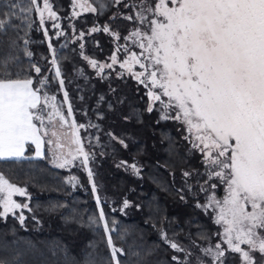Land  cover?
I'll return each mask as SVG.
<instances>
[{
    "label": "snow or ice",
    "instance_id": "obj_1",
    "mask_svg": "<svg viewBox=\"0 0 264 264\" xmlns=\"http://www.w3.org/2000/svg\"><path fill=\"white\" fill-rule=\"evenodd\" d=\"M95 3L97 6L93 7L87 0H72L71 15L79 16L77 7L96 13L110 5H123L132 14L117 11L110 19L122 17L135 22L136 27L124 37L108 24L89 29L88 34L103 31L117 42L108 58L110 63H99L85 56L83 43H80V55L92 68L99 69L98 75L119 64L124 71L117 73L118 77L123 78L126 71L145 88L146 111L153 112L159 104L160 120L179 121L186 133L184 140L202 156L207 179L199 188L206 194V201L197 202L196 207L205 212L211 209L215 213L213 222L222 231L216 233L219 240L215 245L210 243L207 233H201L200 239L209 243L200 248L202 256L195 257L192 251L161 231V239L174 251L184 254L183 260L178 256L171 259L177 264H193L194 258L195 264H205L204 258H210L211 264H225V254L231 252L239 254L241 264H264V0H95ZM7 7L8 11L0 12V35H6L9 28L17 35L8 40L7 53L0 55V160L46 158L45 145L49 146L50 162L58 168L73 165L80 159L98 209L96 216L89 217L88 224L97 230L102 227L111 264H121L119 257L126 255L125 250L114 244L111 235L117 221H111L110 227L95 174L89 166L95 154L85 151L78 135V129L85 125H77L68 92L64 90L61 60L67 58L58 55L45 26L47 18L56 30L55 36H65L61 25L56 23L60 17L52 0H8ZM33 12L39 20L38 30L47 41L51 58L44 59L51 65L48 70L54 72L51 79L63 91L61 102L50 94V78L42 74V68L35 63H30L27 70L20 67V57L15 54L20 48L18 41H22L23 55L29 60L34 55L28 47L29 32L36 23L31 18ZM13 19L19 20V24L13 26ZM84 36L81 31L77 39ZM121 39L131 40L140 51L131 50L126 43L119 44ZM122 52L125 58L120 60L118 54ZM133 65H138L140 71H135ZM80 73L83 75L82 70ZM108 107L111 109L112 104ZM65 125L71 130L67 153L63 152L62 142V138L68 139V133L63 132ZM119 143L127 147L124 140ZM29 144L35 146L33 156L26 155ZM72 144L76 145L74 150ZM123 164L126 162L122 161ZM130 167L139 174L135 163ZM192 174L183 172L186 178ZM67 182L76 187L79 179L71 176ZM219 185L224 188L222 198L216 195ZM14 194L27 193L0 173V218L10 213L15 216L18 209L31 211L28 204L17 203L12 198ZM129 206L130 202L124 199L119 211ZM17 219L23 226L26 219L23 211ZM193 246H197L194 241ZM134 255L139 257L138 252ZM84 264H97V261L89 254ZM138 264L143 261L138 259Z\"/></svg>",
    "mask_w": 264,
    "mask_h": 264
},
{
    "label": "trees",
    "instance_id": "obj_2",
    "mask_svg": "<svg viewBox=\"0 0 264 264\" xmlns=\"http://www.w3.org/2000/svg\"><path fill=\"white\" fill-rule=\"evenodd\" d=\"M89 2L97 6L95 0ZM52 3L66 35L57 38L50 32L49 36L58 55L67 58L61 60V67L75 119L98 125L87 129L91 144L98 145L97 150L103 156L97 166L98 185L114 203L120 204L124 199L132 202L126 213L113 212L107 203L103 204L110 227L111 221H117L111 235L114 244L125 250L126 255L119 257L121 264H138V259L143 264H177L171 259L175 256L174 250L159 237V232H166L170 239L180 244L187 241V233L191 240L203 243L209 242L200 239L201 233L210 236V243L216 240L217 228L210 218L196 208L190 197L185 202L181 199L183 172L200 171V156L189 150L177 121L160 120L158 104L153 112L146 111V90L132 76L116 77L112 70L95 76L80 55V44L71 41V25L79 31L108 24L124 37L136 23L110 17L117 11L125 15L132 11L124 9L123 5H110L104 11L98 9L96 13H85L71 20L70 0H52ZM7 5L8 0H0V12L8 11ZM31 18L36 23L29 32L31 43L28 47L34 55L30 60L23 55L22 41H18L20 48L15 54L20 57V67L27 70L30 63H35L42 68V74L50 78L49 92L52 93L57 84L51 79L54 72L48 70L51 65L44 59L51 58L47 41L38 30L40 25L35 12ZM12 24L18 25L19 20L13 19ZM16 35L12 28L7 29L6 35H0L3 40L0 55L7 53V42ZM20 35L23 36V31ZM118 43H126L131 50L137 49L130 40L121 39ZM83 44V53L95 60L107 59L117 46V42L103 31L86 34ZM118 55L120 60L125 58L123 52ZM100 97L104 99L101 101ZM121 100L123 103L119 102ZM116 138L124 140L127 147ZM45 156L0 160V173L9 182L26 188L27 204L31 209L26 210L23 226L15 216L0 218V261L4 264H84L90 254L97 264H111L102 227L97 230L88 224L89 217L96 216L98 209L87 179L83 177L79 186L72 187L67 182V172L53 167L47 153ZM122 161L135 163L139 174L129 176L113 166ZM137 252L139 257L134 255ZM224 260L225 264H237V254L228 252Z\"/></svg>",
    "mask_w": 264,
    "mask_h": 264
},
{
    "label": "rangeland",
    "instance_id": "obj_3",
    "mask_svg": "<svg viewBox=\"0 0 264 264\" xmlns=\"http://www.w3.org/2000/svg\"><path fill=\"white\" fill-rule=\"evenodd\" d=\"M70 1H71V4H70V11H71V13H72V11H73V9H72V0H70ZM87 2L90 4L89 0H87ZM169 6H171V5H169ZM75 11L78 12V13H80L79 15H82V14H85V13H89V12H85V11H83V10H82L81 8H79V7H77V8L75 9ZM71 13H70L71 20L74 19V18H76V17H78V16H72ZM56 23H59V24L61 25V29H62L61 19L57 20ZM51 24H52V21H49V20H47V18H46V24H45V26L49 28V33H50V32H53V34H54L56 30H54V29L51 28ZM71 27H72V30H71V36H72L71 41H73V42H77L78 44L83 43V39H82V40H79V39H77V37L79 36V33H80L81 31H83V32L85 33V35H86V34L89 33V30L73 31V26L71 25ZM62 30H63V29H62ZM54 35H55V34H54ZM130 42H132V41L130 40ZM133 51H137V52H139L140 50L137 48V49H134ZM84 55L87 56V57H89V56L86 55V54H84ZM109 57H110V56H108L107 59H104V60H96V61L99 62V63H110L111 61L108 59ZM82 58H83V57H82ZM89 58H90V57H89ZM90 59H92V58H90ZM83 60L85 61L87 67H88L91 71L94 72V75H95V76H100V75L102 74V73H100V74L98 75L99 69H98V68H96V69L92 68L91 65L88 63L87 60H85V59H83ZM94 60H95V59H94ZM133 69H134L135 71H140L138 65H133ZM106 70H112V71L114 72V74H115L116 77H118V76H117V73L124 71L123 69H121V68L119 67V64L114 65V67H113L112 69H105L104 71H106ZM124 75H130V74L127 73V72L125 71ZM130 76H131V75H130ZM133 79H134V78H133ZM134 80H135V79H134ZM135 81H136V80H135ZM54 82L57 84V87H56V89H54V90L52 91V93H50V94H54V95H56V97H57V102H61V101H63V91H60V90H59V85H58V83L56 82V80H54ZM136 82H137V81H136ZM64 90H66L65 86H64ZM57 94H59L60 96H58ZM69 102H70V100H69ZM70 103H71V102H70ZM66 108H67V104H64L63 109L65 110V115H67V113H66ZM157 109L159 110V104H158V106H157ZM49 110H50V108H49ZM173 114H174V113H173ZM73 115H74V113H73ZM74 118H75V115H74ZM71 119H72V118L69 117V121H71ZM75 121H76L77 125H80V124L85 125V128L78 129V135H79L81 141H82L83 144H84L85 151H88V152H90V153H94V154H95V155L92 157L89 166L92 168V170H93V172H94V174H95V181H96V183H97V185H98V181H97V179H96V178H97V174H98L97 166H99V164H101V158H103V156H102V154L100 153V151L97 150L98 145L93 146V145L91 144V134H90L89 132H87V129H89L88 124L83 123V122H82V123H81V122H77L76 119H75ZM177 122L180 124V129H181V132H182V137H184V135L186 134V133H185V130H184V127H183V125H182L179 121H177ZM63 132L68 133V139H63V138H62V142L65 144V147H64V149H63V152L67 153V152L69 151V140L71 139V130L69 129L68 125H65V126H64ZM183 139H184V138H183ZM116 140L119 142L120 139L116 138ZM185 143L187 144V146H188V148H189V150H190L191 152H193V153H197V154L200 156V161H201V160H202V156H201V154H200L198 151H196V150H194V149H191V145L188 143V141L185 140ZM75 147H76V145H74V144L71 145V148H72L73 150L75 149ZM48 148H49L48 145H45V146H44L45 153H47V155H48V159H49V162H50L51 154L48 152ZM34 150H35V146L29 144V146H28V150H27V152H26V155H27V156H33V155H34ZM50 164H51L53 167H56V166H54V164H52L51 162H50ZM131 164H133V163H131V162H126V164L121 165V162H115V163L113 164V166L117 167L119 170H121V171H123V172H126L129 176L137 175V174L134 172V170L130 167ZM118 165H120V166H118ZM56 168H58V167H56ZM58 169L65 170V171L67 172V174H68L67 181H68V178L71 177V176H75V177H77V178L79 179V184H78L77 186L80 185V183H81L83 177H85V178L87 179V182H88V184H89V181H88V178H87V172H86V170H85L82 166H80V159H77V160L73 163V165H70V166L65 167V168H58ZM204 171H205V169H204V165L202 164V167H201V170H200V171L192 172L193 174H192L190 177H187V178L183 176V178H182V180H181V182H182V188H181L182 195H181V196H183V199H182L183 202H185V201L187 200V197H190L191 199H193V202H194V205H195V206H196L197 202H199V203H201V204L205 203V201H206V194L203 193V192H201V191H200V188H199V185H200V184H203V183H204V180L207 179V177L204 175ZM197 173H199L200 175H197ZM213 182L216 183L215 180H214ZM10 183H11V182H10ZM69 184H70V183H69ZM15 185H16V184H15ZM70 185L72 186V184H70ZM188 185H191V186H192L191 189L188 188ZM17 186H18V187H21V188H25L24 186H20V185H17ZM89 186H90V188H91V185H90V184H89ZM72 187H73V186H72ZM25 189H26V188H25ZM100 189L103 191L102 187H100V186L98 185V195L101 197V200H102V202H103V203H102V206H103L104 203H107V204L110 206L111 210H112V209H116V210L119 211V209L122 207V203H123V201H121L120 204H118V203H114V199L109 200L108 198H106L108 195H106V193H105L104 191L101 192ZM220 189H221V191H219ZM91 191H92V190H91ZM26 193H27V190H26ZM209 194H210V193H209ZM224 194H225V193H224V188H223V186H222V185H219L218 188L216 189V195H217V197L220 196V198H222V197L224 196ZM218 195H219V196H218ZM93 197H94V194H93ZM12 198H13L14 200H16L17 203H20V204H25V203H26V204H27L28 199H29V195H28V193H27L25 196H20L19 194H14ZM94 199H95V198H94ZM129 202H130V206H132V202H131V201H129ZM130 206H129V207H130ZM129 207L126 208V209H124L123 212H121V211H120V212H121V213H126V211H128V209H129ZM136 207H137V206H136ZM196 208H197V207H196ZM197 209H199V210L201 211V213H202L204 216H207V217L210 218V220L212 221V223H213V224L216 226V228H217L216 233L222 231V228H221L219 225H217V224H215V223L213 222V217H214L215 213L212 212L211 209L208 210L207 212H205L202 208H197ZM1 210H2V208H1ZM26 210H27V209H18V210H16V215H15V217H18L21 211H23L24 216H25ZM9 215H12V214L10 213ZM12 216H13V215H12ZM216 233H214V235H215V237H216V240H214V242L211 243V244H213V245H215V244L218 242V240H219V237L216 235ZM185 236H186V238H188V239H187V241H186L185 243H182L181 245L184 246V247H186V248H188L190 251H192L193 254H194V257H195V256H202V253H201V251H200V248H201V247H207V246H208V243H203V242H200V241H197V240H194V239L191 240L192 237L190 236L189 233L185 234ZM159 237L161 238V232H159ZM193 241L195 242V245H197V246H193ZM179 244H180V243H179ZM224 247L226 248L227 246L224 245ZM242 247H245V246L242 245ZM174 252H175V256H178V257H180L181 260H183V258H184V254H183V253H178V252H176V251H174ZM226 253H228V252H226ZM235 254H236V253H235ZM225 255H226V254H225ZM255 255H256V258L259 259V254L256 253ZM204 259H205V264H211V259H210V258H204ZM193 264H195V259H194V258H193ZM237 264H241V260H240L239 254H237Z\"/></svg>",
    "mask_w": 264,
    "mask_h": 264
}]
</instances>
